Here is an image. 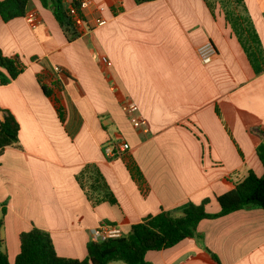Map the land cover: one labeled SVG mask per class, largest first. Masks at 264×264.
I'll return each mask as SVG.
<instances>
[{
  "label": "crops",
  "instance_id": "obj_1",
  "mask_svg": "<svg viewBox=\"0 0 264 264\" xmlns=\"http://www.w3.org/2000/svg\"><path fill=\"white\" fill-rule=\"evenodd\" d=\"M244 2L264 54V0ZM82 12L86 25L72 43L40 0L26 13L36 26L26 16L0 18V52L26 67L0 84V110L19 125L18 143L0 153V249L10 264L20 253L19 235L33 227L50 234L60 257L84 260L91 232L102 224L125 234L162 210L205 200L206 211L218 213V196L250 172L264 174L257 155L264 71H254L220 9L214 17L204 0H93ZM99 16L104 26L95 25ZM207 42L217 55L206 65L197 49ZM126 100L138 106L147 133L133 128L122 110ZM119 142L128 152L107 159L104 147ZM87 166L115 203H95L102 194L89 191L90 177L81 174ZM197 231L199 240L149 251L145 260L217 264L208 250L221 264H264L262 209L202 220Z\"/></svg>",
  "mask_w": 264,
  "mask_h": 264
},
{
  "label": "trees",
  "instance_id": "obj_2",
  "mask_svg": "<svg viewBox=\"0 0 264 264\" xmlns=\"http://www.w3.org/2000/svg\"><path fill=\"white\" fill-rule=\"evenodd\" d=\"M40 1L44 8L53 13L69 43L82 36L71 12L73 8L77 10L82 19L84 18L78 1ZM66 1L70 2L69 7L66 5ZM134 1L141 5L155 0ZM30 2L31 0L0 1V18L4 22H9L18 17H24ZM204 2L214 17L217 9L223 12L227 24L242 45L254 71L257 74L263 72L264 54L244 0H204ZM111 11L114 15L117 14L114 6H111ZM25 69V65L18 56L5 57L0 52L1 85H7L14 81ZM42 90L47 97L52 96V92L46 87L42 86ZM0 113H3V120H0V153H2L5 148L18 143L19 125L8 111L0 110ZM58 113L61 116L59 109ZM257 155L264 168V141L257 147ZM128 167L132 176L140 179V173L131 163L128 164ZM81 174L90 177V192L102 194L95 203L106 199L115 203L112 195L107 193V186L95 168L87 166ZM217 202L220 206L218 213L211 214L206 211L208 200L199 205L188 202L175 210H162L157 215L144 218L140 223L132 225L129 232L123 233L119 238L107 239L102 242L92 240L87 246V256L84 260L60 257L55 250L50 234L33 227L19 235L20 253L14 264H110L113 262L150 264L145 260L149 251L167 250L186 239L199 240L201 236L197 229L202 220L220 218L242 209L264 210V174L262 177H258L254 172H250L232 190L218 196ZM4 214L3 210L2 215ZM207 252L211 254L217 264H221L217 256L208 250ZM0 264H10L8 256L1 249Z\"/></svg>",
  "mask_w": 264,
  "mask_h": 264
},
{
  "label": "built area",
  "instance_id": "obj_3",
  "mask_svg": "<svg viewBox=\"0 0 264 264\" xmlns=\"http://www.w3.org/2000/svg\"><path fill=\"white\" fill-rule=\"evenodd\" d=\"M79 4H80L81 14L83 15L82 11L84 9L89 8L93 4V0H80ZM104 10L105 7L100 6L98 7L97 12L102 13ZM71 12L78 28L80 29L81 32H83V28L86 25L85 17L82 19L79 16L77 10L73 8L71 9ZM25 16L29 24H31L32 26H36L37 20L34 14L28 13ZM106 23H107L106 20L102 16H99L95 19L96 26H104ZM197 54L201 62L207 65L213 61L214 57L217 55V51L211 42H207L197 49ZM56 71L60 72V69L56 68ZM122 110L129 118L133 128L137 130H142L144 133H147L148 130L146 129V123L139 116L138 106L134 102L130 100L124 101L122 103ZM129 149L130 146L128 143L125 142H119L116 144L114 143L105 147L104 155L108 159H114L117 157H122L124 154L128 152ZM122 234L123 231L119 227L114 225L102 224L99 227L92 230L91 237L92 240L94 241L102 242L107 239L119 238L122 236Z\"/></svg>",
  "mask_w": 264,
  "mask_h": 264
},
{
  "label": "rangeland",
  "instance_id": "obj_4",
  "mask_svg": "<svg viewBox=\"0 0 264 264\" xmlns=\"http://www.w3.org/2000/svg\"><path fill=\"white\" fill-rule=\"evenodd\" d=\"M110 264H122V263H119V262H113V263H110Z\"/></svg>",
  "mask_w": 264,
  "mask_h": 264
}]
</instances>
